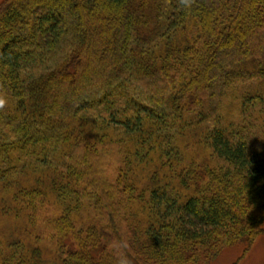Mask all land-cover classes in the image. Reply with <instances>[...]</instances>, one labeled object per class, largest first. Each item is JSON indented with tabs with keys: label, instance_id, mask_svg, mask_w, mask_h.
<instances>
[{
	"label": "trees",
	"instance_id": "obj_1",
	"mask_svg": "<svg viewBox=\"0 0 264 264\" xmlns=\"http://www.w3.org/2000/svg\"><path fill=\"white\" fill-rule=\"evenodd\" d=\"M264 235V0L0 2V264H206Z\"/></svg>",
	"mask_w": 264,
	"mask_h": 264
},
{
	"label": "rangeland",
	"instance_id": "obj_2",
	"mask_svg": "<svg viewBox=\"0 0 264 264\" xmlns=\"http://www.w3.org/2000/svg\"><path fill=\"white\" fill-rule=\"evenodd\" d=\"M241 249L242 246L224 249L212 261L206 264H233L239 257ZM237 264H264V235L257 238L245 256Z\"/></svg>",
	"mask_w": 264,
	"mask_h": 264
}]
</instances>
